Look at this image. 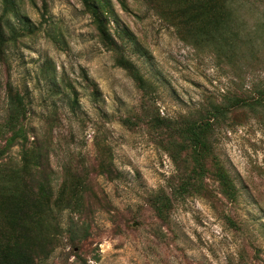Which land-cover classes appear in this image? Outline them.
<instances>
[{
  "label": "rangeland",
  "instance_id": "1",
  "mask_svg": "<svg viewBox=\"0 0 264 264\" xmlns=\"http://www.w3.org/2000/svg\"><path fill=\"white\" fill-rule=\"evenodd\" d=\"M125 1L128 9L111 0L110 30L148 91L117 63L82 0H16L35 29L0 47V129L12 84L28 106L27 140L7 146L10 134L0 131V202L19 188L27 195L20 181L42 178L31 176L35 160L27 166L24 158L38 149L54 193L53 219L41 226L52 242L39 264H264V107L235 111L234 123L216 134L238 200L209 176L207 192L175 200L165 219L150 199L171 193L179 168L147 116L180 118L264 87V0H237L229 27L210 41L182 36L166 16L171 0ZM101 160L115 174L102 173ZM67 178L86 183L66 193L71 206L59 203ZM23 201L30 233L39 236L38 217Z\"/></svg>",
  "mask_w": 264,
  "mask_h": 264
},
{
  "label": "trees",
  "instance_id": "2",
  "mask_svg": "<svg viewBox=\"0 0 264 264\" xmlns=\"http://www.w3.org/2000/svg\"><path fill=\"white\" fill-rule=\"evenodd\" d=\"M34 1V0H33ZM171 8L167 10V19L176 25L184 38L194 37L195 40H211L214 34L221 32L224 24L228 23L235 10L237 0H171ZM87 12L93 17L95 26L102 41L112 50L119 53L117 63L126 68L134 77L139 86L145 91L150 87L149 81L143 76L138 67L129 60L123 52L122 47L114 39L109 23L112 10L111 0H82ZM123 7L128 9L125 0H120ZM3 11L0 15V47L10 42H15L19 36L34 32L32 24L27 16L20 14V8L16 0H1ZM7 13H12L18 20L19 25L11 23ZM165 12H163V15ZM9 29L7 33L5 28ZM184 33H183V31ZM128 30L123 29L122 35ZM8 119L4 127L0 129L2 136L6 137L7 146L20 141L25 144L27 134L25 131V120L28 109L26 99L12 84H8ZM150 93V92H149ZM260 106L264 107V87L258 85L249 91H242L240 95L228 96L221 102H210L201 110L180 118L162 117L149 112V123L160 131L163 146L171 153L178 165L179 175L177 182H173L172 191L162 189L151 196L155 210L161 219L172 210L175 200L188 195L202 194L207 192L205 179L213 178L217 181L223 196L230 201L238 200L236 184L225 165L216 153V134L219 129L234 123L235 111L239 117L249 114H258ZM38 149L24 152L25 163L35 160L36 167H32L31 176L40 174L41 179H33L32 183L20 181L19 171L14 172L18 180L26 183V193L23 188L17 194L8 196L0 202V264H39L38 260L46 257L49 244L52 242L44 234L43 222L49 223L53 219V211L50 202L53 199V185L45 180V174L39 169L43 157ZM100 170L102 173L115 174L110 162L101 160ZM43 171V167H41ZM20 176V175H19ZM38 184V189L34 184ZM85 181L78 178L75 181L64 179L59 190L61 198L66 206L73 204L72 199L66 200V193L76 188H86ZM15 190V191H16ZM83 190V189H82ZM76 198V205L82 201V193ZM25 204L32 207L34 215L37 216L39 228L42 233L33 236L27 224L26 213L23 210ZM48 230V229H47Z\"/></svg>",
  "mask_w": 264,
  "mask_h": 264
}]
</instances>
